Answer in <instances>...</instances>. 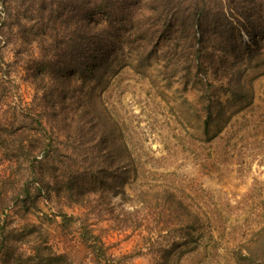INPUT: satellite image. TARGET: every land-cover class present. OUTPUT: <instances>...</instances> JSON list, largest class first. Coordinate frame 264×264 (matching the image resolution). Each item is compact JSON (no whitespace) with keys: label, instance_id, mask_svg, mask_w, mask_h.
I'll list each match as a JSON object with an SVG mask.
<instances>
[{"label":"rangeland","instance_id":"rangeland-1","mask_svg":"<svg viewBox=\"0 0 264 264\" xmlns=\"http://www.w3.org/2000/svg\"><path fill=\"white\" fill-rule=\"evenodd\" d=\"M63 5L66 23L72 24L71 4L63 0ZM209 13L201 22L195 12L198 19L179 23L175 34L162 33L152 42L138 32L131 39L133 51L115 54L118 59L105 64L100 82L86 75L88 99L99 87L104 91L109 149L101 151L79 138L77 116L58 132L64 154L53 156L43 182L17 158L8 162L0 149V193L13 195L0 224V264H255L238 260L237 253L262 251L253 243L264 226V0H226L225 10L211 7ZM12 39L3 57L15 85L13 104L35 102L37 87L80 86L78 72L67 73L61 82L53 76L44 84L36 79L55 53L59 61L75 65L79 50L68 30L62 50L39 40ZM72 95L73 109H78L79 94ZM209 106L214 110L211 135L222 131L212 141L204 135ZM129 151L145 173L139 183L176 187L195 212L213 220V229L196 242L175 245L180 228L164 225L152 212L142 226L125 227L131 188L126 185L124 195L120 186ZM106 152L109 180L116 187L110 206L100 192L84 194L76 188L78 178L91 181L90 168L83 165L91 160L96 166V157ZM68 154L87 157L81 167L68 168L61 165ZM110 208L118 220L106 211ZM83 215L104 241L103 250L83 240L75 221ZM47 245L59 258L48 257Z\"/></svg>","mask_w":264,"mask_h":264},{"label":"trees","instance_id":"trees-1","mask_svg":"<svg viewBox=\"0 0 264 264\" xmlns=\"http://www.w3.org/2000/svg\"><path fill=\"white\" fill-rule=\"evenodd\" d=\"M68 1L71 4L68 12L74 14L72 24L66 23L67 11L63 0H0V149L7 153L8 162H13L16 158L22 161L25 164V171H28L35 179H40V182L46 179L44 170L53 160V156L63 152L60 149L61 141L59 142L58 132L68 129L70 122H74V117L77 116L80 121V125L75 127V132L80 135L79 138L86 143L94 144V147H98L101 151L112 146L109 137L111 134L110 113L103 98L104 91L99 87L88 99L84 83L87 74H91L93 79L100 82L103 79L102 74H105V72L102 73L105 64L111 62V58H114L113 61L118 59L117 55L114 57L115 54L126 50L133 51L131 39L136 38L138 32H143L144 39L152 42L162 33L175 34L179 23H186L191 18H197L195 12L201 14L199 19L202 22L210 18L211 7L225 10L226 5V0H67V3ZM122 4L124 7L119 9L118 7ZM222 15L225 14L222 12ZM142 26H146L145 31H141ZM67 30L71 36H75L74 43L79 50L75 65L59 61V55L55 53L51 55L48 63L42 65L46 69L40 73L42 75L36 76V79L39 78L44 84L46 78L53 76L52 78L61 82L67 73L78 72L80 86L70 88L59 83L48 89L45 88L46 86L37 87L38 94L35 102L29 104L22 101L20 105L13 104L16 97L13 92L15 85L11 71L4 62V47L10 44L12 38H15L24 42L29 40L47 42L49 47L58 50L61 48V39ZM54 43L55 46H53ZM44 47L46 46L41 47L43 51L46 50ZM30 77L33 79L34 75ZM217 81L221 82V78ZM97 86L100 84L97 83ZM73 92L79 94L78 109H73L71 104ZM213 117V107L209 106L204 135L210 141L221 138L222 132L211 135ZM88 119L89 122H86ZM91 132H94L93 135L85 136ZM102 154L96 157L98 159L96 166L91 160L87 163L88 165H83L85 168H90L88 180L91 181L78 178L76 188L84 194L100 192V199L102 197L107 199L110 206L116 187L109 180H113L112 175L108 173L110 156L107 152ZM65 156L67 162H61V165L68 164V168L81 167L87 157L79 160L75 154ZM127 160L128 165L125 167L123 183L120 186L124 195H127L126 185L131 188L127 196L130 208L124 211L125 227L142 226L152 212L160 216L163 220L160 221L164 225L170 224L180 228L181 233L174 237L177 240L175 245L180 241H183V244L196 242L203 231L213 229V220L195 212L176 187L139 183L138 181L145 174L143 168L135 163L131 151L127 154ZM92 169H97L94 171L95 174L91 173ZM81 193H79L80 196ZM12 200V194L6 193L3 196L0 193V224ZM76 202L83 204L86 199H79ZM99 205L100 201H98ZM84 207L87 209L89 205L86 204ZM106 211L118 220L114 216L115 208L106 209ZM68 220L69 217L64 215L63 222L66 223ZM75 221L82 226L83 240L91 247L98 245L103 250L105 243L94 233L93 224L88 215L78 217ZM253 244L262 246V251L255 253L250 250H241L237 253V259L264 264V226L258 229ZM45 248L49 251V258L52 256L59 258L49 245ZM171 252L170 250L167 253L171 254ZM162 264H168L167 260H164Z\"/></svg>","mask_w":264,"mask_h":264}]
</instances>
